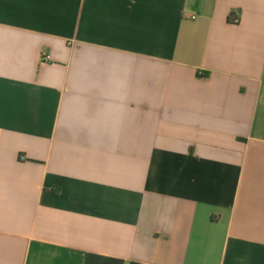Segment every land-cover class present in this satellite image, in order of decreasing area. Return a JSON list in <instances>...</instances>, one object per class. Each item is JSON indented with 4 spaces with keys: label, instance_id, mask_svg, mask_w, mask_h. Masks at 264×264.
Returning a JSON list of instances; mask_svg holds the SVG:
<instances>
[{
    "label": "crops",
    "instance_id": "obj_1",
    "mask_svg": "<svg viewBox=\"0 0 264 264\" xmlns=\"http://www.w3.org/2000/svg\"><path fill=\"white\" fill-rule=\"evenodd\" d=\"M0 264H264V0H0Z\"/></svg>",
    "mask_w": 264,
    "mask_h": 264
},
{
    "label": "built area",
    "instance_id": "obj_2",
    "mask_svg": "<svg viewBox=\"0 0 264 264\" xmlns=\"http://www.w3.org/2000/svg\"><path fill=\"white\" fill-rule=\"evenodd\" d=\"M235 21H238L239 19L238 18H234Z\"/></svg>",
    "mask_w": 264,
    "mask_h": 264
}]
</instances>
